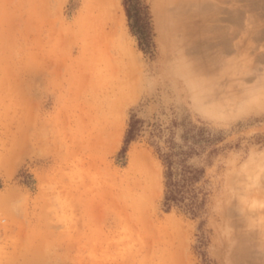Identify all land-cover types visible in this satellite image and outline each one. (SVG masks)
I'll use <instances>...</instances> for the list:
<instances>
[{
    "label": "rangeland",
    "instance_id": "rangeland-1",
    "mask_svg": "<svg viewBox=\"0 0 264 264\" xmlns=\"http://www.w3.org/2000/svg\"><path fill=\"white\" fill-rule=\"evenodd\" d=\"M124 1L0 0V264H264V0Z\"/></svg>",
    "mask_w": 264,
    "mask_h": 264
},
{
    "label": "trees",
    "instance_id": "trees-1",
    "mask_svg": "<svg viewBox=\"0 0 264 264\" xmlns=\"http://www.w3.org/2000/svg\"><path fill=\"white\" fill-rule=\"evenodd\" d=\"M124 5L130 25L135 32L140 35V39L152 43L153 25L150 5L146 0H125ZM140 30V31H137ZM141 126V121L132 116L125 138V147L122 152H126L128 145L135 140ZM185 152L170 153L164 157L166 165L165 172V204H172L186 207L193 215L197 214L200 203L192 200L191 193L196 196L194 184L200 180L201 170L193 168L185 163V158L181 156ZM191 199V200H190ZM188 200H190L188 202Z\"/></svg>",
    "mask_w": 264,
    "mask_h": 264
},
{
    "label": "bare ground",
    "instance_id": "bare-ground-1",
    "mask_svg": "<svg viewBox=\"0 0 264 264\" xmlns=\"http://www.w3.org/2000/svg\"><path fill=\"white\" fill-rule=\"evenodd\" d=\"M164 9H165V7L163 8L161 2H159L158 4H156L155 9H154V10H155L156 17H157L158 22H159L160 25H161V23H164L165 21L168 20L167 16L163 15V13L165 12ZM163 10H164V12H163ZM166 27H167V26H166ZM168 30H170V28H169ZM107 52H108V51H107ZM126 52H127V51H126ZM126 52H123V51H122V54H123L124 56L128 57L129 55H128ZM109 57H110V56H109ZM129 60H130V58H129Z\"/></svg>",
    "mask_w": 264,
    "mask_h": 264
}]
</instances>
